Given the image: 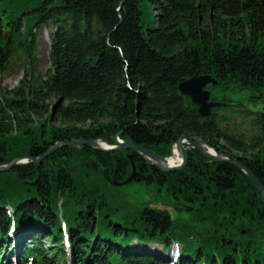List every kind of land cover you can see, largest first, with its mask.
I'll list each match as a JSON object with an SVG mask.
<instances>
[{
  "label": "trees",
  "instance_id": "trees-1",
  "mask_svg": "<svg viewBox=\"0 0 264 264\" xmlns=\"http://www.w3.org/2000/svg\"><path fill=\"white\" fill-rule=\"evenodd\" d=\"M17 70L23 78L0 92V167L58 142L113 145L117 133L167 158L186 136L264 187V0H0V77ZM201 75L217 82L210 92L246 93V104L221 99L198 117L177 87ZM128 153L68 146L1 172L0 264H13L14 249L19 264H264V204L241 170L192 148L174 172L132 153L130 183L154 185L174 206L122 214L107 178L131 175Z\"/></svg>",
  "mask_w": 264,
  "mask_h": 264
},
{
  "label": "water",
  "instance_id": "water-1",
  "mask_svg": "<svg viewBox=\"0 0 264 264\" xmlns=\"http://www.w3.org/2000/svg\"><path fill=\"white\" fill-rule=\"evenodd\" d=\"M217 82L207 75H201V76H194L191 77L183 82H181L177 89L179 93L189 98L191 103L196 106L197 108V116L200 118H206L210 115L211 110L214 108H218L220 106H223V104L219 101H215L211 98L210 92L207 89L208 87H215ZM120 133H117L112 136L113 145H107L103 142L95 141V140H85V139H74L70 141L65 142H58L51 146L41 157L39 158H30V157H21V158H15L13 159L9 164L1 166L0 167V173L9 170L11 167L18 163L26 162L27 160H31L32 162L38 163L59 149L63 147L68 146H78V145H85L90 147L93 150H98L102 152H118V151H130L131 153H128L126 157L128 160H130L131 163V175L125 179L123 182H117L116 180H113L111 178H107V181L112 183L114 186H123L128 183H130L135 176V166L132 162V153H136L141 155L144 159L150 162L152 166H155L158 170L162 172H174L181 170L185 167L188 161V153H187V147H190L192 149L197 150L199 153H201L203 156L210 159L212 162L215 163H226L233 165L237 167L239 170H241L255 185L257 190L260 193V198L262 203L264 204V187L263 185L258 181V179L238 160L233 159L229 156L222 155L217 150L209 148L199 141L195 139L188 138L186 136H181L177 139V141L172 145L171 149V155L173 152V148L177 147L181 153L182 161L179 166L176 167H168L166 165L167 158L161 157L154 153L153 151H150L142 146L134 144L130 140H124L123 142L119 140ZM185 144L187 147H185ZM205 148L210 149L213 151L214 154H210L207 151H205ZM170 158V157H169ZM95 170V167H94Z\"/></svg>",
  "mask_w": 264,
  "mask_h": 264
},
{
  "label": "rangeland",
  "instance_id": "rangeland-1",
  "mask_svg": "<svg viewBox=\"0 0 264 264\" xmlns=\"http://www.w3.org/2000/svg\"><path fill=\"white\" fill-rule=\"evenodd\" d=\"M38 45H37V63H38V68L40 71H44L48 67V60H47V52H48V47H49V40L47 37V31L44 28H41L38 32ZM23 78V72L22 70H17L15 73H10L4 77H0V92L4 93L5 90L12 88L16 86V84ZM216 87V86H215ZM213 87V88H215ZM212 88V87H211ZM210 92V91H209ZM210 96L212 99H215V101H219L221 99L229 102V103H235V102H242L243 104H246V98L247 94L246 93H240L236 91H220L218 89H213L210 92ZM262 106H259L258 110H260ZM239 123V121L237 122ZM86 125V124H84ZM240 129H244V127H240ZM123 141V140H122ZM100 142V141H99ZM185 147L186 144H185ZM190 147H187V151L189 150ZM172 149V148H171ZM171 156V155H170ZM169 156V157H170ZM167 157V158H169ZM109 183V188L107 190V197L109 201H112V205L116 207V209L119 208V211L122 212V214H133L134 211L137 210V208L142 209L143 206H151V207H162L163 205H173L171 201L167 199L165 196L164 192L157 193L155 190L154 185H148L144 186L141 184H136V183H128L123 186H114L112 183ZM116 196L118 198H116ZM115 198V199H114ZM125 206L126 208L122 207ZM174 206V205H173ZM164 207V206H163ZM168 211L172 219H183L186 218L183 215L186 209L183 208V213H177L171 208ZM118 211H115L112 215V217L115 219H119L120 216ZM182 222L184 224L186 223H191L190 221L187 220H177V222ZM189 226V225H188ZM175 230H178L179 228L175 224ZM176 237V236H175ZM177 238V237H176ZM66 243V241H65ZM45 245L42 243V246ZM44 247V246H43ZM151 250L153 251H160V248L162 247L159 244H151L148 246ZM181 248V247H180ZM52 250L53 248L50 247ZM171 249L169 251V256ZM47 255L50 257L52 253L49 251ZM17 252L16 249L13 251H9L8 253V260L12 262L13 264H19L18 259H17ZM58 264H61L60 262Z\"/></svg>",
  "mask_w": 264,
  "mask_h": 264
},
{
  "label": "bare ground",
  "instance_id": "bare-ground-1",
  "mask_svg": "<svg viewBox=\"0 0 264 264\" xmlns=\"http://www.w3.org/2000/svg\"><path fill=\"white\" fill-rule=\"evenodd\" d=\"M205 151H207L210 154H214L213 151L210 149L205 148ZM181 161H182L181 153L177 147H174L172 155L170 156V158H167L166 165L168 167H176L181 164Z\"/></svg>",
  "mask_w": 264,
  "mask_h": 264
},
{
  "label": "flooded vegetation",
  "instance_id": "flooded-vegetation-1",
  "mask_svg": "<svg viewBox=\"0 0 264 264\" xmlns=\"http://www.w3.org/2000/svg\"><path fill=\"white\" fill-rule=\"evenodd\" d=\"M212 98V97H211Z\"/></svg>",
  "mask_w": 264,
  "mask_h": 264
}]
</instances>
